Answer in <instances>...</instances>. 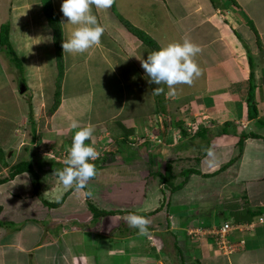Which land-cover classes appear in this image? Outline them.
I'll list each match as a JSON object with an SVG mask.
<instances>
[{"label":"crops","instance_id":"crops-1","mask_svg":"<svg viewBox=\"0 0 264 264\" xmlns=\"http://www.w3.org/2000/svg\"><path fill=\"white\" fill-rule=\"evenodd\" d=\"M111 6L148 33L160 48L185 38L201 48L193 57L200 75L194 77L193 87V82L176 85L171 103L201 111L211 124L201 125L208 130V139L184 135L181 130L186 131L181 129L185 139L169 146L174 154L166 147L156 150L171 166L169 183H162L158 172L150 175V167L135 165L137 152L128 151L126 164L123 159L110 161L121 153L112 150L116 153L100 164V172L87 183L88 190H66L52 168L63 169L54 160L63 162L64 156L57 159L54 145L44 154L41 148L27 155L36 146L34 136L25 128L23 132L27 119L23 116L11 123L0 115V151L4 155L0 154V221L4 224L0 225V264H264V223H257L264 218V210L251 209L255 215L247 220L243 184L254 178L242 176L254 168L245 159L246 149L253 146V153H264V107L261 110L258 105L264 102V0L220 4L213 0H113ZM142 6H146L144 12L134 15V8ZM109 13L107 8L104 15L114 21ZM111 21H101V26L114 43L122 39L116 44L126 47L138 40L120 21ZM180 88L186 89L185 96ZM166 90H170L167 86L164 93L168 94ZM250 101L253 105L248 106ZM253 106L256 115L251 118ZM57 109L47 122L56 118ZM56 142L54 137L52 144ZM201 144L205 148L198 150ZM224 147L225 152H220ZM33 157L43 160L37 179L43 189L38 193L28 172L10 178L15 160ZM189 168L199 174H190L181 189L173 190L172 186L185 180L184 170ZM255 179L264 181V173ZM226 185L234 187L236 196L222 194ZM85 192L92 195L86 197ZM91 202L98 210L111 213L94 220L87 207ZM130 213L150 221L147 234L140 235L128 226ZM226 222L241 225L227 233L233 246L229 251L218 249L215 236L208 232ZM253 223V229H248ZM182 253L189 258L184 259Z\"/></svg>","mask_w":264,"mask_h":264},{"label":"rangeland","instance_id":"rangeland-1","mask_svg":"<svg viewBox=\"0 0 264 264\" xmlns=\"http://www.w3.org/2000/svg\"><path fill=\"white\" fill-rule=\"evenodd\" d=\"M213 2L220 4L225 0H213ZM61 3L62 0H52L53 8L61 20L64 42L70 37L75 26L67 23V18L61 12ZM145 7L134 8L133 14L143 13ZM108 9L110 12L108 15L112 14L114 21L104 15L106 9H98L93 6L92 12L100 25L104 20L105 22L119 23V17L122 15L118 9L114 8V10L112 6ZM128 14L130 15V12ZM4 24H9V38L20 57L21 67L19 68L11 60V57L0 49V115L11 123L19 121L23 116L27 119L23 126V132H25V128L36 141L35 148L30 147L27 155L32 151L38 152L41 148L43 149L42 154H44L54 145L53 151L56 149L59 155L57 159L63 158V156L65 159L72 144L73 135L75 131L79 130L71 128V122L76 120L79 122L80 128L86 126L94 128L93 136L85 143L92 144L100 153L99 159L96 160L100 164L105 159H109L110 154L116 153L112 150H120L121 153H117L116 158L110 157V161L119 162L120 159H123L127 164L125 157L130 150L139 154V157L136 156L133 159L135 165L138 167L144 165L143 168L150 167V175H155L156 172L163 174L169 162L160 158V153L156 154V150L166 147L170 153L174 154L175 152L171 148L172 144L185 139L180 132L181 129L191 136L196 127L200 129L201 125L208 126L210 123L208 118L204 117L201 111L193 109V106L183 109V105L177 108L172 104L173 95L169 94L170 90H166L169 92L168 94H163L164 99L157 97L154 88L163 86L165 89L166 85L156 86L148 83L140 59H146L147 55L153 51L142 45L139 40L132 41L126 47L117 45L116 43L122 39L114 43L104 31L100 42L102 46L94 45L80 54L67 53L63 50L65 71L60 78L58 77L59 70L55 59L52 32L42 11L41 0H0V30ZM156 32L159 31L156 30ZM57 79L61 81L60 102H64V105H61L60 110L57 109L56 118L47 122L46 119L52 114L50 110L56 100ZM22 80L25 81L23 83L26 87L23 94L19 93ZM195 82L196 80H193V84L190 86L193 87ZM181 91L184 94L186 89L180 88L179 92L181 93ZM185 95L186 93L183 96ZM162 105L165 106V109H162ZM258 105L262 110L263 100ZM209 125L211 126V124ZM252 126L253 124H251ZM262 128L264 127L262 126ZM128 129H132L131 138L126 134ZM62 130H65L64 134L61 133ZM54 137L57 142L52 144ZM124 139H126L125 142ZM197 147L198 150L205 148L204 144ZM252 147L246 149L248 157L245 159L249 163V167L254 166V168L248 172L245 170L242 176L248 178L251 176L254 179H249L250 182L243 184V195H245V201L250 209L264 210V181L255 179L264 173V157H262L264 153H253ZM225 150L226 147L220 149V152H225ZM165 151L162 153H166ZM33 158L37 161L29 160H34L33 169L38 177H41L43 160L40 161L38 157ZM52 158L55 157L52 156ZM15 161L19 163V160ZM54 161L58 166L63 164L65 167L62 161ZM183 163L177 164V170ZM52 168L55 172L57 171V167L52 166ZM99 170L100 168L96 170L97 173L100 172ZM145 170L147 173V169ZM29 176L34 181V190L40 192L43 189L41 181L35 180L33 172L29 173ZM217 184L219 183L217 182ZM85 189L88 190V188ZM74 190L76 189L74 188ZM234 191V187L232 189L231 186L226 185L222 194L229 196L230 193L231 196H236V191ZM221 202H225V200ZM87 207L89 208V206ZM188 218L190 216L186 219ZM218 220L222 222V220ZM182 256L184 259L189 258L187 253ZM187 264L189 263L187 262Z\"/></svg>","mask_w":264,"mask_h":264},{"label":"clouds","instance_id":"clouds-1","mask_svg":"<svg viewBox=\"0 0 264 264\" xmlns=\"http://www.w3.org/2000/svg\"><path fill=\"white\" fill-rule=\"evenodd\" d=\"M112 3L113 0H62L63 16L67 18V23L75 26L70 37L62 44L64 52L80 54L100 44L104 28L98 23L92 8L94 6L98 9H107ZM200 52L201 48L198 45L185 38L182 43H170L151 52L146 59L140 61L148 83L156 86L166 85L171 90L169 94L174 95L176 85H190L194 77L200 75L201 70L193 60V57ZM21 84L25 83L21 82ZM163 92V87L154 88V93L157 95ZM71 128L79 130L75 131L72 144L63 161L65 167L57 170L56 175L64 189L75 187L76 190H83L87 187L88 181L97 174L93 162L99 159L100 153L92 144L85 143L93 136L92 126L80 128L79 122L73 120ZM197 131L196 127L191 136ZM91 195V192H85L86 197ZM127 223L130 228L137 229L140 235L147 234L150 225L147 218L134 213L127 216Z\"/></svg>","mask_w":264,"mask_h":264},{"label":"trees","instance_id":"trees-1","mask_svg":"<svg viewBox=\"0 0 264 264\" xmlns=\"http://www.w3.org/2000/svg\"><path fill=\"white\" fill-rule=\"evenodd\" d=\"M41 3H42V11L46 17L47 24H48V26L52 32V41H53V46L55 49V59L57 62V68L59 70L58 71V77L61 78L64 74V63H63L64 60H63V47H62V44H63V28L61 25V20H60L59 15L57 14V12H55V10L53 8L52 0H41ZM119 21L123 24V26H125L127 28V30L131 34H133L141 42L142 45L146 46L151 51H156V50L160 49L157 42L150 35L145 33L142 29L134 26L133 24H131L127 19H125L122 16L119 17ZM9 33H10L9 24H6V25L4 24L0 30V49L5 51V53H7V55L9 57H11V60L20 68L21 67V60H20V57L18 56L17 51L15 50V48L13 47V45L11 43V40L9 38ZM22 82H25V81L22 80ZM57 82H58L57 83L58 89L55 92L56 100L54 101L53 106L51 107L50 113H53L58 108V106L60 104L61 81L59 79H57ZM163 94H165V93L163 92L162 94L157 95V97L160 99H164ZM161 101H159V104H161ZM250 105H253L252 101H250L248 103V106H250ZM162 106H163L162 109H165V106L164 105H162ZM249 111L251 113V114H249V116L251 118L254 115H256V112H255L256 109L254 108V106L252 108H250ZM122 128L124 129L123 126H122ZM129 132H132V130H130V129L126 130L127 136L130 134ZM181 132L184 135H187V133H188V132L186 133L182 130H181ZM215 133L221 134V133H219V131H216ZM223 133H225V132H223ZM207 135H208V130L206 128H203V127L198 129V131L195 134L196 137L201 138L203 140L208 139ZM125 140L126 139H124V142H125ZM242 143H243V140H240L239 141V150L240 151L242 148ZM0 154L4 158V155L2 154V152ZM29 159H31V158H29ZM29 159H22L19 163L14 164L12 166V172L10 174V178L14 177L17 174H21L23 172H28V173L33 172L35 180H37L38 175L35 173V171L33 169V164H32L34 162V160H35V162L37 160L36 159L29 160ZM93 163L95 164L96 170H98V168H100L99 167L100 163L97 161H94ZM2 166H5V163H3ZM170 169H171V166L167 165L166 173L165 174L160 173V179H161L162 183H169L167 180V178H168L167 176L170 172ZM193 173L199 174V172L196 171L195 169H192V168L185 169L184 170L185 180L177 186H172L173 190L181 189L185 185L186 181L188 180L189 175L193 174ZM1 182H3V181L1 180L0 183ZM34 191L36 193H38L37 190H34ZM43 202L45 204H48L49 206H57V203L56 204H50L46 201H43ZM88 205H89V209L91 210V212L94 215V220H96L99 216H104V215L111 213V212H107V211L98 210V208H96V206L93 203L92 204L89 203ZM1 210H2V206L0 205V213H1ZM246 211L248 212L247 220L251 221L252 217L255 215V212H252L251 209L249 210V207L246 209ZM258 212H260V210ZM0 225H4V224L0 221Z\"/></svg>","mask_w":264,"mask_h":264},{"label":"built area","instance_id":"built-area-1","mask_svg":"<svg viewBox=\"0 0 264 264\" xmlns=\"http://www.w3.org/2000/svg\"><path fill=\"white\" fill-rule=\"evenodd\" d=\"M259 224L264 223V218L260 217L258 222ZM253 224L248 225V229H253ZM233 226H235L234 223L232 222H226L223 224V226L221 227H213L211 229V231H208L210 234H213L215 236V244L217 246L218 249H223L224 251H229L233 248L230 240L227 239V233L228 231L232 230V228H234ZM241 226L240 224H236L235 227ZM196 232L190 231V234H195ZM229 247V249H228Z\"/></svg>","mask_w":264,"mask_h":264},{"label":"water","instance_id":"water-1","mask_svg":"<svg viewBox=\"0 0 264 264\" xmlns=\"http://www.w3.org/2000/svg\"><path fill=\"white\" fill-rule=\"evenodd\" d=\"M26 87H25V84H21L20 86H19V93H24L26 90Z\"/></svg>","mask_w":264,"mask_h":264}]
</instances>
